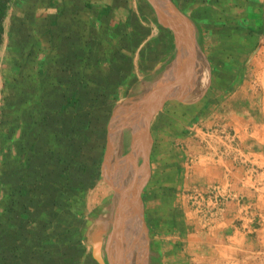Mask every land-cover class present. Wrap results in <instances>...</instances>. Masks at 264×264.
<instances>
[{"label":"crops","instance_id":"obj_1","mask_svg":"<svg viewBox=\"0 0 264 264\" xmlns=\"http://www.w3.org/2000/svg\"><path fill=\"white\" fill-rule=\"evenodd\" d=\"M5 27L0 264H107L98 254L126 185L147 179L141 201L148 184L151 194L162 190L152 165H171L172 182L183 173L190 206L181 225L175 187L158 215L173 232L203 227L193 233L198 248L191 233L156 244L165 254L158 264L198 255L255 264L264 224L250 222L242 204L256 202L252 213L264 217V0H14ZM58 157L68 168L65 199L75 202L57 209L42 195L20 208L15 191L35 185L36 172L48 180ZM216 185L231 193L217 216L192 209L190 193Z\"/></svg>","mask_w":264,"mask_h":264},{"label":"rangeland","instance_id":"obj_2","mask_svg":"<svg viewBox=\"0 0 264 264\" xmlns=\"http://www.w3.org/2000/svg\"><path fill=\"white\" fill-rule=\"evenodd\" d=\"M166 149V148H165ZM154 155V154H153ZM155 161V160H154ZM156 166V163L154 164ZM168 166L171 165H167L165 169L162 170H157V167H153V165L151 166V169H148V176L152 175L154 177H159L162 179V184H160V192L159 193H153L151 194L150 188H151V184H148L146 192H144V197L143 200L140 202L141 207H140V212H139V222H140V233L139 235L133 236V234H129V236L127 235V232H123V237L122 239L118 237L117 234H119V228L116 231V234H114L113 239L115 238L114 241H117V244H114V246H117V248L115 247V249L112 251V253L110 252L109 246L108 249L104 250V254L105 253H109L111 260L113 261V264H158V261L161 260L163 258L164 255H159L158 257V253L160 252L159 250L155 249L156 244H160L161 246L166 247L167 245V241H172L173 239L179 240L182 243L183 239L187 238V235L189 233L193 234L195 233V231H199L201 230L203 227L199 226V223L196 225L197 229H195L196 227L194 226L195 224H193L192 226L194 228H191V226L185 228L186 231L188 232V234H182V233H177V232H173L174 230H176L173 226L174 223H171V220H168L166 217H160L158 214H161L162 212L165 213L166 211V205L167 202H169L168 197L169 195L167 194L166 190H169V194L172 193V190L176 187H180L179 189L176 190V193H178V195L176 196L175 202H174V207H175V214H179V218L181 220V225L185 222L184 219H186V221L189 218V203L187 201V199H185V196L183 197V194L181 192V183L183 182V173L179 172V176H176L177 173L175 174V177L177 180H175V182H172V178L170 172L172 169ZM174 183L175 186L172 184ZM121 187L124 188V186L122 185ZM157 188V185H156ZM196 190V189H195ZM125 191V190H124ZM137 192V191H136ZM158 200H156V198ZM153 198V199H152ZM191 200V199H190ZM116 205H115V211L114 209L111 210V212L113 211L114 213L116 212V207L118 208V201H116ZM158 205V207H157ZM191 205V204H190ZM192 209L195 210V208L191 205ZM127 208H129V204L127 206L124 207V209L122 210V214H124V210L127 211ZM187 213V215H186ZM116 216V214H115ZM123 216V215H122ZM183 216V217H181ZM186 216V217H185ZM217 216V215H214ZM185 217V218H184ZM182 218V219H181ZM158 220V224L156 223V221ZM115 221V217L111 222V229H113V223ZM119 222H122V218L118 220V224ZM178 224V222H177ZM185 225V224H183ZM156 226H159L158 228L160 229V231L156 228ZM174 228V229H172ZM178 230V229H177ZM171 231V232H170ZM135 234V233H134ZM201 234H193L191 235V242L193 243L194 246H196L198 248V246H201L200 244L203 243V241L200 238ZM101 238V237H99ZM98 239V236H97ZM188 239V238H187ZM201 240V241H200ZM164 242V243H163ZM205 243V242H204ZM113 244V243H112ZM112 246V247H114ZM123 246V248H122ZM199 251H201L203 254L206 252L205 249L202 247L201 249H198ZM197 250V251H198ZM198 251V252H199ZM137 253V255H136ZM123 254V256H122ZM134 255V256H133ZM196 254L191 255L195 256ZM227 258L226 261L222 264H237V261L234 260V258H230L229 256L225 257ZM105 259V263H108V261H106ZM220 261V260H219ZM190 263L188 264H221L220 262H214L213 260H209L207 258H199V255L196 256V258L192 259L191 261L189 260ZM110 264H112L111 262H109ZM242 264V263H240ZM243 264H252L251 262H245ZM256 264V262H255Z\"/></svg>","mask_w":264,"mask_h":264},{"label":"trees","instance_id":"obj_3","mask_svg":"<svg viewBox=\"0 0 264 264\" xmlns=\"http://www.w3.org/2000/svg\"><path fill=\"white\" fill-rule=\"evenodd\" d=\"M14 0H0V48L2 47L3 43H4V39H5V21L6 18L8 16V13L11 9V6L13 4ZM92 92V89H88ZM110 91V89H109ZM101 91L99 92H95V95H93L94 98H98L96 97V94H100ZM101 96V95H99ZM5 110V108H3V111ZM39 124L36 123L37 127ZM33 130H35V128H32ZM78 134L81 136V132H78ZM86 134L84 133L83 136V141L86 142ZM35 142H38L39 138H35ZM37 145V144H36ZM79 156V154H73L72 157L76 158ZM65 161V159H62L60 157L53 159V162H56L57 165L53 164V168H57L54 172V174H48V180L46 179V175L45 174H40L39 172H36V181L34 182L35 185L31 186L30 183L29 185H21L19 187V189L17 191H15L14 196H17V204L20 206V208H24V209H29L33 204H34V198L35 197H41L42 195H44L46 197V203L50 204L53 208H57L58 207H63L64 203L67 204V202L65 200H69L70 203L71 201L75 202V200L69 198V199H65L66 198V192L71 189L69 187L70 182H69V174H68V168L63 166V162ZM62 165V166H61ZM85 165V164H84ZM62 168V169H61ZM66 168V169H65ZM82 170H86V165L84 166V169L82 168ZM41 180L42 184H38L37 181ZM69 196V195H68ZM71 197V196H70ZM17 231V229H16ZM25 235L23 232L18 231L17 232V238L21 239V240H26ZM56 237V234H54ZM53 236V235H52ZM32 246H34V248L36 247V243L33 244L31 243ZM43 244H38L37 247L42 246ZM35 252H41V249L36 248ZM79 254V253H77ZM76 256V255H75ZM77 257V256H76ZM34 264V263H33ZM36 264V263H35ZM51 264V263H49Z\"/></svg>","mask_w":264,"mask_h":264},{"label":"built area","instance_id":"obj_4","mask_svg":"<svg viewBox=\"0 0 264 264\" xmlns=\"http://www.w3.org/2000/svg\"><path fill=\"white\" fill-rule=\"evenodd\" d=\"M231 196L230 190L223 187V186H214L212 187V190L209 192H204L202 190H193L190 193V203L195 208L196 211H198L199 214H205L210 213L212 216L217 215L219 210H222L224 208V201L228 200ZM254 204H242V206H245V216H247L250 220V222H253L257 219H260L261 222L264 224V217L261 215L262 213L256 211H253L252 209ZM208 210L205 212V210ZM255 210V209H254ZM264 227V225H263ZM253 261L256 262V264H264V249L260 251H255L253 254Z\"/></svg>","mask_w":264,"mask_h":264},{"label":"bare ground","instance_id":"obj_5","mask_svg":"<svg viewBox=\"0 0 264 264\" xmlns=\"http://www.w3.org/2000/svg\"><path fill=\"white\" fill-rule=\"evenodd\" d=\"M181 65V64H180ZM119 118V117H118ZM116 121V120H115ZM117 122V121H116ZM119 123V122H118ZM113 124V123H112ZM118 129V128H117ZM145 130V129H144ZM149 142V141H148ZM147 142V144H148ZM144 145V144H143ZM146 145V144H145ZM117 146V145H116ZM115 148V146H114ZM144 148V147H143ZM113 153V152H112ZM112 155V154H110ZM124 163V162H123ZM144 174V173H143ZM142 176V175H141ZM140 178V177H139ZM141 181V180H140ZM135 184V185H134ZM132 184V186L126 185L127 188L130 190L129 194H128V199L124 198L122 199L119 207L117 208L118 210V216L115 222V229L112 235L116 234L117 229L119 228V234L118 237L122 239L123 237V232H127V235L129 236V234H133V236L139 235L141 229H140V222H139V212H140V207L141 204L137 199V189H138V182L136 181V183ZM126 189V187H124ZM124 189V190H125ZM129 204V208H127V211L124 210V214H122V210L124 209L125 206H127ZM123 215V216H122ZM122 218V222L118 224V220ZM135 233V234H134ZM111 235V236H112ZM113 239V238H112ZM115 240V238L113 239ZM117 241H114L113 244H111L110 252L112 253V251L115 249V247L117 248V246H114V244H117ZM114 246V247H112ZM123 248V246H122ZM137 255V253H136ZM123 256V254H122ZM134 256V255H133Z\"/></svg>","mask_w":264,"mask_h":264},{"label":"water","instance_id":"obj_6","mask_svg":"<svg viewBox=\"0 0 264 264\" xmlns=\"http://www.w3.org/2000/svg\"><path fill=\"white\" fill-rule=\"evenodd\" d=\"M138 139V138H137ZM151 139V138H150ZM136 143H138V141H136ZM149 149V148H148ZM150 150V149H149ZM133 155H135V149H134V152L132 153ZM145 159L146 160H148L149 159V151L147 150L146 151V153H145ZM148 181H147V179L145 178V179H143V181L141 182V184L138 186V190H137V199H138V201L139 202H141V198H140V192H141V190L143 189V187L146 185V183H147ZM118 214V211L116 212V216H115V221H114V223H113V229H112V231L110 232V234H109V240H108V246L109 247H111V244L113 243V236L114 235H112L113 234V232H114V229H115V222H116V219H117V215ZM112 235V236H111ZM98 258L99 259H101L103 262H105V260L103 259V257L101 256V254L99 253L98 254ZM108 261L109 262H111L112 264H113V261L111 260V257H110V255H109V253H108Z\"/></svg>","mask_w":264,"mask_h":264},{"label":"flooded vegetation","instance_id":"obj_7","mask_svg":"<svg viewBox=\"0 0 264 264\" xmlns=\"http://www.w3.org/2000/svg\"><path fill=\"white\" fill-rule=\"evenodd\" d=\"M105 258H106V261H108V254L107 253H105ZM107 264H110L109 261Z\"/></svg>","mask_w":264,"mask_h":264}]
</instances>
